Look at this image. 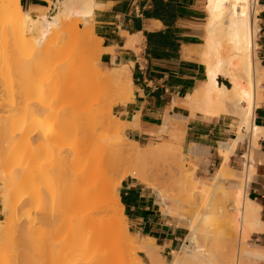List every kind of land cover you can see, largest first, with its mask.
<instances>
[{
    "label": "bare ground",
    "instance_id": "bare-ground-1",
    "mask_svg": "<svg viewBox=\"0 0 264 264\" xmlns=\"http://www.w3.org/2000/svg\"><path fill=\"white\" fill-rule=\"evenodd\" d=\"M48 1L52 3V7L24 8L21 0H0L2 32L21 31L22 34L18 37L15 47L21 51L34 43L29 33L31 25L52 30L59 37L64 38L59 50H63L65 56V61L62 62L66 80L74 69H80L84 74L83 80L90 83L95 79L96 74L92 70L88 71V68L93 59L96 61L101 59L105 50L102 46L103 40L94 31L96 39H89L87 33L90 34V30V33L87 29L81 30L78 20L74 21L73 17H81L84 20L94 19L95 9L101 4L97 0ZM261 9L259 0H208L205 41L199 52L193 50L192 46L184 48L188 57L200 55L201 63L207 69L206 81L187 96L191 110L208 115H233L239 119L238 136L220 144L219 151L223 160L210 182L200 181V184H197L195 173L185 170L181 161L169 165L171 175L178 176L179 187L184 192L200 189L203 192L213 191L212 194L216 190L219 194L220 190L225 193L227 188L223 187V180L234 175L229 161L238 144L245 138L244 133L250 131L249 138L256 145L263 133V127L254 122L255 109L264 101L260 90L264 89L262 85L264 67L261 66L257 55L256 42L261 31V19L258 17ZM226 39L232 41L231 46H227ZM88 52L91 53L92 59ZM129 66H115L108 72L97 66L94 70L95 73L102 74L99 79L117 82L119 91L115 99L117 103L130 101L134 97ZM221 77L229 80L230 85L221 83L219 80ZM52 94L51 91H41L25 96L26 98L22 100L24 106H21V103L14 104L6 110L8 114L4 115L5 123L3 122V125L0 123V190L3 195V207L9 213L8 220L0 224V264H145L132 255L131 251L138 249L147 253L150 258L149 264H163L160 247L155 238L131 236L128 217L124 214L125 206L120 198V188L123 181L131 177L155 189L165 215H177L175 208H172L173 204L171 206L169 204L170 200L174 202L176 200L164 188L153 182L151 176L153 173L150 174L151 169L148 170L146 166L149 157L143 152L147 149L142 148L138 141L131 139L133 145L120 148L122 154H127L124 158V164H127L125 166L121 162L114 163L112 160V146L108 143V138L97 134L93 138L88 136L89 131L94 127H102L107 131L115 130V127L119 128L112 120L92 121L84 127L83 134L86 137L82 138L79 147L75 149L70 147L71 151L68 150L69 152L67 151L68 153L62 157V160H65L63 163L66 162L65 165L63 164L65 169L53 186L47 188V195L51 199L65 193L60 197L63 200L53 201L43 208L36 207L38 206L35 205L36 201L42 198L43 193L35 185L26 187L31 185L38 173L35 168L23 169V166L18 165L13 158L14 123L21 120L30 128L37 127V129L49 124L47 122L50 120L49 114L52 110L46 102L54 97ZM112 106L110 104V113ZM104 112L103 110L101 114ZM168 121L164 123L160 137L173 126ZM117 122L122 126V131L128 126V122L121 119ZM179 136L180 134L175 133L176 138ZM177 149L182 154V146L176 143L170 145L162 143L148 151L150 150L149 154L153 160L156 157H170L172 151ZM245 166V184L240 183L236 191L238 200L240 202L243 200L241 206L243 225L239 229V221L236 218H231L232 220L227 222V229L224 230L226 236H223L222 240L225 246L227 244L231 246L230 242L233 238L230 240V237L237 234V230L238 232L241 230L242 235L244 232L249 237L251 232L262 229V207L248 193L251 175L253 176L256 171L252 155L245 162ZM121 171L122 178H117V174ZM31 178L33 181L30 180ZM176 205L179 207L180 204L177 202ZM222 212L221 215L225 218L230 215L225 210ZM211 214V212L207 213L208 218L201 215L200 218L193 216L189 219L188 233L184 242L175 252V258L167 264H193V262L217 264L208 258L200 245L202 239L199 240L200 226L211 220ZM179 217L182 220L187 218L185 214H180ZM198 220L201 222L198 223ZM224 231L222 234H225ZM226 252L222 257L226 256L228 259ZM244 257L263 260L264 249L257 248L254 251L245 249ZM230 261L232 259L222 262L227 264L231 263Z\"/></svg>",
    "mask_w": 264,
    "mask_h": 264
},
{
    "label": "crops",
    "instance_id": "crops-1",
    "mask_svg": "<svg viewBox=\"0 0 264 264\" xmlns=\"http://www.w3.org/2000/svg\"><path fill=\"white\" fill-rule=\"evenodd\" d=\"M97 2L101 5L95 9L94 32L103 40L105 49L97 63L107 69L130 65L133 79L134 97L114 107V113L128 122L125 133L138 142L150 141L157 135L160 137L164 123L169 120L173 126L163 135L177 128L187 150L203 157V172L219 168L223 160L220 144L238 136V125L233 126V115L193 112L187 99L188 94L207 79L206 67L197 58L188 57L184 50L186 46L197 48L205 41L207 11L203 0ZM21 3L24 8L49 6L48 0H21ZM259 4L262 25L258 56L264 67V0H259ZM262 96L264 99V89ZM254 114V122L263 127V133L255 147L249 139L240 142L229 166L234 172L242 171L247 161L245 157L254 158L256 171L248 193L262 207V229L253 231L250 236L253 235L255 247L264 249V101ZM120 198L135 233L155 238L161 248L163 264H167L180 245L183 227L169 220L161 210L157 195L135 179L123 181ZM2 214L0 198V217Z\"/></svg>",
    "mask_w": 264,
    "mask_h": 264
},
{
    "label": "rangeland",
    "instance_id": "rangeland-1",
    "mask_svg": "<svg viewBox=\"0 0 264 264\" xmlns=\"http://www.w3.org/2000/svg\"><path fill=\"white\" fill-rule=\"evenodd\" d=\"M207 1L208 0H203L205 9ZM49 6L52 7V3L50 1ZM53 11L54 9H52V12ZM258 17L261 19V11ZM73 20H78V25L81 30L87 29L88 32L90 30L91 33H87L89 39H96L94 34L95 32L93 33L94 19L84 20L81 17L77 18V16H74ZM1 22L2 19H0V123L2 125L5 123L4 115L8 114L6 110L11 108L14 104L21 103V106H24L22 100H24L23 98L25 96L33 95L41 91H51L54 94H52L54 97L46 102L47 106H49V108L52 110V112L49 114L50 120L47 122L49 124L42 125L39 127V129H37V127L30 128L21 120H18L14 123L15 130L13 158L18 162V165L23 166V169L30 167L35 168L37 171L38 175L34 177V181L32 180L33 178L30 179L33 182L29 181L31 182V185H27L26 188L34 187V185L40 188L43 196L39 201H36L35 205H38L36 207L43 208L52 204L53 201L58 202L63 200V198L60 197L64 196L65 193H61V195L54 196V199H51V197L47 195V188L49 186H53L55 180L65 169L63 164L66 162L63 163L65 160H62V157H64V155L69 152L68 150L71 151V149L79 147L82 138L86 137V135L83 134V130L87 124L92 121L112 120V122L115 123V126L119 127H112L116 131L113 129H109L107 131L102 127H94V129H91L88 134V136L91 138L97 134L109 139L108 143H110L112 146V160L114 163L121 162L122 165H125L124 158L127 156V154H122V152H120V148L129 147L131 144L133 145L134 143L132 140L134 139L125 133L126 129L122 131V126H119L120 124L117 122L120 120V115H116V113H114V107L117 104H120L115 101L117 95L119 94L117 82L113 80L111 82H109V80H101L99 77L102 74L100 72H94L97 66H100L105 72H108L110 69L102 67L97 63L96 60L93 59L88 71L92 70V72L96 75L95 79H93L90 83L83 80L85 79L84 74L83 72H80V69H74L73 72L68 75V80H66L63 73L64 65L62 62L65 61V56L63 55V50H59V46L64 43V38L62 39L61 36L59 37L58 34L54 33L48 28L31 25L29 33L31 38L34 40V43L20 51L15 47L18 42V37L22 34V32L8 31L7 33H3L1 30ZM261 22L260 26L262 25ZM259 36L260 33L256 40L258 43L257 55L259 51ZM225 43L227 46L232 45V41L228 39H226ZM201 45H199L197 48H193V50L199 52L202 47ZM88 53L85 55L87 56ZM89 54L91 55V53ZM193 57L197 58L201 62L200 55H195ZM79 72L81 73V76L79 75ZM219 80L221 83L230 85L229 80L224 77H221ZM76 82H78V84ZM260 90H263V88ZM67 91H69L68 95L66 93ZM110 104L113 105L111 108V113L109 111ZM103 110L105 112L104 114H101ZM232 117L234 119L233 126L238 125V119L234 116ZM175 133L179 135L180 131L174 127L166 135L161 136L160 138L162 139H160L157 135V137H154L150 141L142 140L139 143L142 148L145 150L147 149L143 152L145 155L147 154L146 157H149V160L147 159L146 161V166L148 170L149 168L151 169L149 173L154 174H151L153 182H156L160 188H164V190H166L168 194L171 195L172 198H175V200L180 204L178 207V205H176V201H169L170 206L173 204L172 208H175L177 215L172 216L165 215L163 213L174 224L183 227L180 245L178 246L177 250L181 248L184 238L188 233L189 219H191L193 216L195 218H200L201 215L206 217L207 213L211 212V220L207 221L206 223H202V226L198 225V227H201H199L201 231L198 228L200 231L199 233L201 234V238L199 237V240L202 239L200 241L201 248L204 249L205 254L209 256L208 258L210 260L215 261L217 264H226L224 262L230 259H232V261H230L231 263L227 264H264V260L258 262V260L255 258L244 257L245 249L252 251L257 249V247H255L256 244L253 239V235L248 237L243 232V236L242 231L239 230L238 232L237 230V234L235 233L230 237V240L233 238L230 242L231 246L230 244L225 246V244H223L224 241L222 242L223 236H226V231L224 230L227 226V222L232 220L231 218H236V220L239 221V229H241V225H243L241 211L243 200H241V202L238 200L236 191L240 183L245 184L244 175L246 172V166L244 165L242 171L236 170L233 177H229L230 179L227 178L223 180V187L225 186L227 188L225 193L220 190L222 194H219L216 190L215 193L217 194H212L213 191L212 193L203 192L200 189L184 192V190L179 187L177 181L178 176L176 177L171 175L169 165L175 163L177 164L179 161H181L185 166V170L190 173H195V181L197 184H200V181L210 182L214 174H216L218 167H214L211 171H206V173L203 172L201 169L203 157L188 151L184 146L183 136L180 134V136L176 138ZM244 134L245 138L242 141L245 139L250 140V131H246ZM173 142H176V144L182 146V154H180V151L177 149L172 151L173 153L170 157H156L152 160L150 157L151 154H149L150 150L148 151V149H152L155 145L160 146L162 143L163 145H170ZM150 143L151 145H148ZM251 145L252 147H255L256 143L251 141ZM70 147L71 149H69ZM117 178H122V171L117 174ZM251 178L253 179L252 175ZM126 179L132 178L127 177ZM142 186L149 188V192L155 196L157 195L155 189L148 187V185L145 184H142ZM0 198L1 201H3L1 190ZM162 207L163 206L161 204V210ZM223 210H225L226 213H230L227 218L221 215ZM180 214H185V217L187 218L182 220L179 217ZM8 218L9 213H7L3 207V214L0 217V224L7 221ZM197 222L199 223L201 221L198 220ZM203 226H205V228ZM129 229L133 238L139 237V235L135 233V229L133 228L130 221ZM223 231L225 234H222ZM228 235L230 236V234ZM242 237L244 238L242 239ZM223 247L225 248V251L223 250ZM226 249L229 256L228 259L226 256L222 257L224 252H226ZM131 252L132 255L136 257V259L138 258L145 264L150 263V258L147 256L145 251L138 249ZM159 252L161 254V248L159 249ZM175 252L176 251H174L173 254L168 258V262L175 258ZM239 252H241V254H239ZM193 264L197 263L193 262ZM204 264H206V262Z\"/></svg>",
    "mask_w": 264,
    "mask_h": 264
},
{
    "label": "built area",
    "instance_id": "built-area-1",
    "mask_svg": "<svg viewBox=\"0 0 264 264\" xmlns=\"http://www.w3.org/2000/svg\"><path fill=\"white\" fill-rule=\"evenodd\" d=\"M246 158V160H248V158H249V155H247V157H245Z\"/></svg>",
    "mask_w": 264,
    "mask_h": 264
}]
</instances>
